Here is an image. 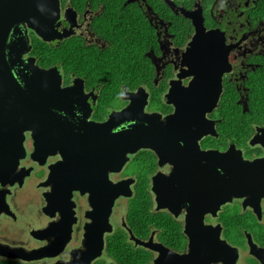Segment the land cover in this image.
<instances>
[{
    "label": "flooded vegetation",
    "instance_id": "flooded-vegetation-1",
    "mask_svg": "<svg viewBox=\"0 0 264 264\" xmlns=\"http://www.w3.org/2000/svg\"><path fill=\"white\" fill-rule=\"evenodd\" d=\"M188 3L59 0L62 36L47 42L71 39L91 73L38 63L22 15L4 33L1 261L12 247L42 254L28 264H264V0ZM199 9L220 47L190 49ZM24 30L30 49L10 64ZM118 60L120 79L95 72Z\"/></svg>",
    "mask_w": 264,
    "mask_h": 264
},
{
    "label": "water",
    "instance_id": "water-1",
    "mask_svg": "<svg viewBox=\"0 0 264 264\" xmlns=\"http://www.w3.org/2000/svg\"><path fill=\"white\" fill-rule=\"evenodd\" d=\"M12 2V0H9ZM1 3V0H0ZM6 10L0 12V16H9L13 17L14 20L10 19V21H0V50L3 51V42L5 41L4 37L6 31L10 26H12V29L14 33H21V30L19 29V20L17 19L19 16H23L27 27L30 28L32 31L35 32V34L40 37L43 41H51L54 40L57 37H61L62 35H58L56 33L55 29V22L58 17V11H59V0H14V4H9V2H6ZM198 6H200V3H198ZM24 7V8H23ZM186 15V14H185ZM192 23L194 25V34L191 38L190 42V49L193 48V50H199L203 47V41L205 40L206 36H209L210 38H206L207 42L215 41L216 43L220 40L219 38H214V33L216 30H209V32L205 35L204 33V26H203V15L201 10H196L193 14L188 15ZM26 30V28L24 27ZM25 30L22 32V36L20 37H14L11 38L7 44L8 52L10 59V64H13L11 57L12 54H14V63L19 62L18 56L21 51V49H26L24 52H28L30 49L28 46V37L26 35ZM66 34V33H65ZM64 34V35H65ZM217 46L220 47V44L217 43ZM20 48V49H19ZM33 63V61H32ZM30 62V64H32ZM48 75H51L50 78H55L54 75L56 72L55 67H51L46 70ZM51 73V74H50ZM25 81H27L24 78ZM216 98L214 101L207 105L206 110H210L212 107L215 106ZM198 106L197 112L204 110L202 105H205L207 103L197 102ZM263 163V160L260 162V160L257 161V165H261ZM251 167V163H249L247 160H243L240 157L239 164H238V170H239V181L236 182V184H241L240 181H243L247 184V176L249 175V168ZM123 185V184H122ZM124 186V185H123ZM111 188L117 189V192H123L121 190L120 183L112 184ZM121 190V191H120ZM130 191V189H129ZM128 191V192H129ZM125 192V191H124ZM226 200V199H225ZM253 251V247L251 249ZM4 255L12 258H16L17 260L21 261H31V260H37L36 258H39L42 256L41 253L36 251H31L29 253L24 252L21 248H8L4 251ZM92 259H87L86 264L90 262Z\"/></svg>",
    "mask_w": 264,
    "mask_h": 264
},
{
    "label": "trees",
    "instance_id": "trees-1",
    "mask_svg": "<svg viewBox=\"0 0 264 264\" xmlns=\"http://www.w3.org/2000/svg\"><path fill=\"white\" fill-rule=\"evenodd\" d=\"M177 2H184L186 4V0H175ZM188 5L190 6L193 0H188ZM205 2V1H204ZM207 3V2H205ZM120 45H124V52L126 54L127 59H135V47L129 49L126 47L124 43L119 42ZM120 48L119 46H117ZM31 53L36 55L38 58V63L44 66H51V65H58V64H65L70 69H75V66L80 69V72L91 73L93 72L94 64L90 58H79L74 55V51L72 48L71 39L64 40L58 46H52L48 42L41 40L40 38L35 37L32 40L31 46ZM130 56V58H128ZM134 57V58H132ZM105 70L95 72L98 74L103 73L108 79H120L123 72L124 63L122 61H110L103 64ZM122 68V69H121ZM147 72V70H146ZM91 76V75H89ZM92 77V76H91ZM0 264H28L23 261H1Z\"/></svg>",
    "mask_w": 264,
    "mask_h": 264
}]
</instances>
